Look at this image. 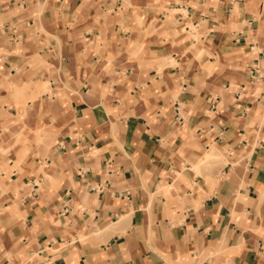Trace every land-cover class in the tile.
Segmentation results:
<instances>
[{"label": "crops", "instance_id": "1", "mask_svg": "<svg viewBox=\"0 0 264 264\" xmlns=\"http://www.w3.org/2000/svg\"><path fill=\"white\" fill-rule=\"evenodd\" d=\"M0 264H264V0H0Z\"/></svg>", "mask_w": 264, "mask_h": 264}, {"label": "rangeland", "instance_id": "2", "mask_svg": "<svg viewBox=\"0 0 264 264\" xmlns=\"http://www.w3.org/2000/svg\"><path fill=\"white\" fill-rule=\"evenodd\" d=\"M208 157H210V156H208Z\"/></svg>", "mask_w": 264, "mask_h": 264}]
</instances>
